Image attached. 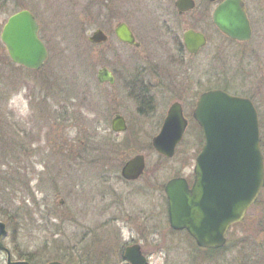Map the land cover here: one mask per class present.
<instances>
[{"label": "rangeland", "instance_id": "obj_1", "mask_svg": "<svg viewBox=\"0 0 264 264\" xmlns=\"http://www.w3.org/2000/svg\"><path fill=\"white\" fill-rule=\"evenodd\" d=\"M0 1V59L9 57L1 40L3 28L10 16L23 10L36 17L40 38L49 50L42 70L31 71L16 64L5 68L10 84L4 88L8 102L0 96V118L4 116L13 124L11 131L23 142L19 164L27 168L37 200H48L49 210L44 221L39 216L30 219L34 209L27 206V219L18 230L1 220L8 229L3 240L6 247L38 253L35 264H126L125 249L133 245L141 246L149 264H264V194L235 227L224 256L208 253L203 263L204 253L186 233L170 227L164 193L171 179L190 177L193 156L201 143L192 133L173 159L163 158L152 148V140L160 131L156 119H141L135 101L127 97L119 83L111 87L97 81L98 70L108 63L119 68L118 58L109 55L106 47L89 42L97 29L109 30L113 37V28L119 22L135 29L143 23L141 27L149 34H140L145 47L141 53L155 57L156 22L166 20L182 35L193 26L200 11L179 18L174 8L176 0ZM246 3L255 31L251 48H238L217 33L209 7L207 23L198 29L207 33L210 45L199 56L198 64L206 68L208 90L226 88L221 86L224 82H219L225 77L236 93L255 96L261 104L256 91L264 92V0ZM135 11L144 14L139 18ZM159 35L163 37L162 32ZM112 43L124 59L131 52L119 46L116 39ZM232 51L241 55L233 56ZM197 74L199 71L192 80V95L200 90V80L205 86L204 74ZM165 100H161L163 108L170 101L168 97ZM116 114L129 119L135 131L142 130L138 139L130 138L126 131L114 134L111 120ZM262 128L264 133L263 124ZM138 154L146 158V172L138 181L127 182L121 176L122 167ZM7 170L0 166L3 174ZM38 185L44 186L47 195L40 193ZM18 199L14 201L17 205H12L13 211L20 206ZM0 264H6L1 252Z\"/></svg>", "mask_w": 264, "mask_h": 264}, {"label": "water", "instance_id": "obj_2", "mask_svg": "<svg viewBox=\"0 0 264 264\" xmlns=\"http://www.w3.org/2000/svg\"><path fill=\"white\" fill-rule=\"evenodd\" d=\"M194 6L193 0L176 2L180 12ZM213 21L232 40L249 41L251 38V27L241 0H226L214 12ZM116 34L122 42L135 43L124 24L118 26ZM1 40L12 62L28 70L42 69L49 58L48 48L40 38V25L28 10L8 19ZM88 40L92 44H101L107 37L102 30H97ZM185 41L191 53H197L206 44L205 37L193 31L186 33ZM98 80L114 83L106 69L99 70ZM194 118L202 128L204 146L196 159L192 187L184 178L173 179L165 187L169 222L173 230L187 231L199 247L219 249L226 244L227 231L244 220L264 189L260 123L251 100L221 90L208 91L199 98ZM186 127L181 107L173 105L152 142L156 152L173 158ZM112 129L117 133L125 132V120L116 116ZM145 168V156L139 154L126 162L121 175L127 181H135L143 175ZM7 233L6 224L0 221V251L7 254V264H30L12 260L10 250L2 242ZM124 258L127 264H149L139 245L127 247Z\"/></svg>", "mask_w": 264, "mask_h": 264}, {"label": "flooded vegetation", "instance_id": "obj_3", "mask_svg": "<svg viewBox=\"0 0 264 264\" xmlns=\"http://www.w3.org/2000/svg\"><path fill=\"white\" fill-rule=\"evenodd\" d=\"M177 1L178 0H176V2ZM193 1L195 3L194 8L189 10V11H185V12H180L176 7V2L174 3V8H175L177 16L179 18L185 17V16L190 17L196 11H200V15L197 14L196 15L197 18L193 21V23H194L193 26H189L187 29H185V31L182 33V35H180L179 32L177 31V29L173 28V26L170 25L166 20H164V21L159 20L156 22V24L159 26V29L157 30L155 28V30L153 31V34L155 35V38H156L154 45H155V48L157 51V55L155 57H149L147 55V53H145V52L141 53V51L144 50L145 47L143 46L144 43L142 42L140 34H141V36H145V37L149 34L148 29H146L145 27H141V25L143 23L140 24L139 25L140 27L136 28L137 29L136 30L132 25H130L126 22H123V21L119 22L113 28V32H112L113 37H111L110 32H108L109 30L97 29V30H102L104 32L105 36L107 37V40L101 44H93V46H95V47H103V46L106 47L107 53L109 55H112L113 58H118L117 62L119 63L118 69L116 67H113L111 63H108L107 66H104L101 68V69H106L111 73V75L114 78L113 84H111L110 82H106V83H100L99 82L98 73H99V70H101V69L98 70L97 81L100 84H104V85L106 84V85H109L111 87L115 86L116 83H119L121 90H123V92L127 95V97L129 96L130 98H133V100L135 101L136 108L138 111V115L140 116L141 119H144V121L148 120V122H151L150 119L152 121L154 119H156L155 124H157L158 127L160 125V131H161L162 126H163V124H164V122H165V120L169 114L171 107L175 104H178L181 107L183 117L187 121V127H186L185 133L183 135V139H182L181 143L179 144V146L177 147L176 153H178L181 145L184 143V141L187 140L189 135H191L192 133H193V137H195L201 143L200 149L193 156L195 162H194L193 171H192L190 177L187 178L184 176H177V177L173 178V179L184 178L187 181V183L189 184L190 188L192 187L194 180H195L194 170H195V165H196V159H197V156L200 153L202 147L204 146V134H203L202 128L200 127V125L198 124V122L194 118V110L197 106L199 98L204 93H206L208 91L221 90V91L227 92L233 96L247 98L253 102L255 108L257 109L258 119H259V123H260L261 149H262V154L264 157V133L262 132L263 131L262 124L264 125V92L256 91L257 97L262 99V102L260 104L258 102V99L255 96L244 97L245 95H240L239 93H236L234 88L229 86V80L227 82V78H225V77H221L219 82L220 83L224 82L225 85H221V86L229 88L230 90L226 89V88L208 90L206 87V79H207L206 68H205L204 64H202V63L198 64V59L200 58L199 56H201V54L205 50H207V48L210 45V38L207 35V33L204 30L200 31L198 29V28L202 29L203 25H205L207 23V17L209 15V13H208L209 7H212L211 18H212V25L214 26L215 31L217 33L221 34L228 41H230V43H233L238 48H240L239 46H244V48H247V49L249 48V43L253 40L255 31H254V23L252 21L251 14L248 11L246 0H242V1L245 4L246 15H247L250 27H251V38L249 41L232 40L228 36L224 35L219 30V28L215 25V23L213 21L214 12L225 0H217L214 3L209 2L208 0H201L200 3H197L196 0H193ZM262 8H264V7L262 6ZM138 13H139V15H138L139 18L141 15L144 14V12L142 13L141 11L136 12V14H138ZM259 14L261 16H263L261 14V12H259ZM263 21H264V19H263ZM122 24L126 25L128 27V29L130 30L131 34L133 35V38L135 41L134 44L131 45V44L122 42L118 38V36L116 34V29L118 28V26H120ZM189 31H193L195 33L201 34L206 39V44L203 47H201L197 53H191L187 48L186 41H185V35ZM160 32H162L163 37L159 35ZM113 39L117 40V43L119 44V46L124 47L128 50H131L130 53L126 54L125 59H124V55L121 57L122 53L116 52L118 50V46H115L114 43H112ZM220 50L226 51L225 46H220ZM246 52H244V55ZM232 53H233V56L240 54L238 51H234V52L232 51ZM164 58L167 59L168 61L164 62ZM192 59H195V62L192 63L191 62ZM224 59H225V57H224ZM108 61H110V60L108 59ZM192 70H196V72L199 71L200 75L204 74L203 76H204V81H205L204 87H203L202 80L199 81L198 85H199L200 90L197 89L195 94H193V95L191 94L192 80L195 79L196 72L192 73ZM203 71H204V73H202ZM199 74H197V75H199ZM238 86H240V85H238ZM167 97H168V101L169 100L170 101L168 103H164L165 107L163 108L161 106V100L163 99V102H166L165 99ZM91 98L93 99L92 95H91ZM160 107H162L161 112H159ZM165 108H166V110H165ZM261 108H263V112H262ZM261 114L263 117L261 116ZM116 116H121L125 120L126 126H127V130H126L125 134L127 136H129L130 138H135V139H138V137H140V134H141L140 131H142V130L138 129L139 131L138 130L135 131L134 127L130 123V120L121 114H116L112 118V120H111V130L112 131H113L112 122ZM160 131H159V133H160ZM159 133H158V135H159ZM114 134H120V133L114 132ZM156 137H154L153 140ZM175 156H176V154H175ZM163 158H165V157H163ZM173 158H170V159H173ZM191 158H192V156H191ZM166 159H168V158H166ZM145 161H146V158H145ZM146 169H147V161H146L145 171L139 179H141L144 176ZM173 179H171V180H173ZM138 180L127 181V182H136ZM166 185H167V183H166ZM166 185H165V187H166ZM165 187H164V193H165ZM263 194H264V189L261 193V196L257 200V202L254 203L251 206V208L248 210L247 214L245 215V218L250 213V211L253 210V208L256 206L258 201L263 198V196H262ZM165 197H166V201H167V211H168L169 203H168L166 193H165ZM168 219H169V211H168ZM239 224L240 223L231 226V228L226 233V244H225V246L222 248H219V249H210V248L198 247L197 244L195 243V241L190 237L191 241L193 243H195L197 249H199V251H202L204 253V256H202V258H201L203 260L202 261L203 263H205V261L207 260L208 253L209 254L216 253L218 256H222V257L224 256L223 253H224L226 247L228 246L229 240L231 239L230 237H231L235 227L238 226ZM182 232H185V231H182ZM185 233H187V232H185ZM4 239L5 238H3V240ZM7 249H9V248L7 247ZM10 252L12 255V260L18 261L16 255L14 253V250H10ZM1 253L3 255H5L6 260H7V254L5 252H1Z\"/></svg>", "mask_w": 264, "mask_h": 264}, {"label": "trees", "instance_id": "obj_4", "mask_svg": "<svg viewBox=\"0 0 264 264\" xmlns=\"http://www.w3.org/2000/svg\"><path fill=\"white\" fill-rule=\"evenodd\" d=\"M1 3L2 2L0 1V4ZM10 6H13V4ZM5 58L6 60L0 59V96L3 95V99L5 100L2 101L6 103L8 102V92L7 90H4V88H6V86H8L7 83L10 84V82L7 81L5 76V68H7V66L14 67V63L9 57ZM12 127L13 124L9 123L4 116L0 118V166L8 169L6 173L4 172V174L0 172V220H5L7 222L5 223L9 224L10 226L14 225L16 230H18L20 226L22 227L21 222L27 219V210L29 209L27 206H30L34 209V211L31 210L30 219L39 216L44 221L46 220V217H49L47 215L49 210L47 211L46 209L48 200L44 198L37 200L36 194L30 187V180L27 178V168L22 167L19 164L20 160H22L21 158H23L21 156L24 154L22 153L24 152V144L21 142V140L14 136V132L11 131ZM13 166H15V168H13ZM38 186L40 193H45L44 195H47V191L46 189L44 190V186ZM18 196V200H20V206H16L17 208H15L13 211L12 205L15 204L14 201L17 200ZM15 205H17V202ZM186 235L188 234L186 233ZM13 236L15 237V234H13ZM187 237L190 239L189 235ZM14 253L18 261H26L30 264H35L34 261L37 259L38 255V253L32 254L19 251L18 247L15 248Z\"/></svg>", "mask_w": 264, "mask_h": 264}]
</instances>
